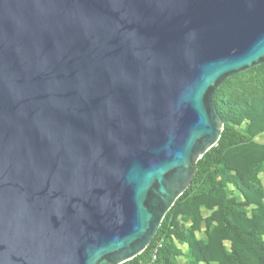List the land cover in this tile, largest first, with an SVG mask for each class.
Listing matches in <instances>:
<instances>
[{
    "label": "water",
    "instance_id": "95a60500",
    "mask_svg": "<svg viewBox=\"0 0 264 264\" xmlns=\"http://www.w3.org/2000/svg\"><path fill=\"white\" fill-rule=\"evenodd\" d=\"M264 64V0H0V264L142 254Z\"/></svg>",
    "mask_w": 264,
    "mask_h": 264
},
{
    "label": "rangeland",
    "instance_id": "374dc122",
    "mask_svg": "<svg viewBox=\"0 0 264 264\" xmlns=\"http://www.w3.org/2000/svg\"><path fill=\"white\" fill-rule=\"evenodd\" d=\"M259 66L227 80L229 84L222 93L223 116H220L223 128L228 124L246 139L243 146L229 154L223 165V169L234 168V179L224 183L223 188L264 240V64ZM217 214L218 205L199 193L187 196L173 208L175 243L182 251L177 257L179 264H193L196 259L197 264H260L264 261L251 244L241 245V252L235 250V238L219 224ZM191 236L201 247L200 257L191 256Z\"/></svg>",
    "mask_w": 264,
    "mask_h": 264
},
{
    "label": "trees",
    "instance_id": "16d2710c",
    "mask_svg": "<svg viewBox=\"0 0 264 264\" xmlns=\"http://www.w3.org/2000/svg\"><path fill=\"white\" fill-rule=\"evenodd\" d=\"M228 84L226 81L216 93V106L221 116H223L222 93ZM245 142L246 139L241 132L225 124L217 145L205 153L197 162L196 174L190 186L167 213L151 244L142 254L123 264H179L177 257L182 254V251L175 243L176 229L174 227L176 223L171 219V216L173 208L179 206L182 200L194 193H199L218 205L217 220L222 227L231 233L233 239L235 238L233 242L235 250L241 252V245L244 243L246 245L251 244L264 260V240L260 237V231L247 219L245 212L230 201L226 190L223 188L224 183L234 179L232 173L234 168L223 169V165L229 154L234 149L243 146ZM262 216L264 218V212ZM189 240L191 256L200 257L202 254L200 245L193 236ZM159 243L161 244L160 247H158ZM156 248H158L157 258L153 260ZM197 263L196 259L193 264ZM260 264H264V261H261Z\"/></svg>",
    "mask_w": 264,
    "mask_h": 264
},
{
    "label": "built area",
    "instance_id": "2783aa9c",
    "mask_svg": "<svg viewBox=\"0 0 264 264\" xmlns=\"http://www.w3.org/2000/svg\"><path fill=\"white\" fill-rule=\"evenodd\" d=\"M160 246H161V244L159 243L158 247H160ZM157 250H158V248H156L155 251H154L153 260H156V258H157V256H156Z\"/></svg>",
    "mask_w": 264,
    "mask_h": 264
}]
</instances>
